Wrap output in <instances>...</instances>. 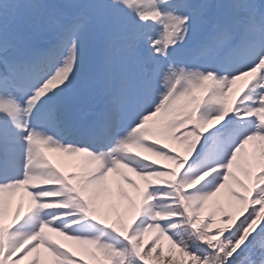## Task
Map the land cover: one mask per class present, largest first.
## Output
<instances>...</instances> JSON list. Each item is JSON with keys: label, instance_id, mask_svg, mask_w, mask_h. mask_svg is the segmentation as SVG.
Masks as SVG:
<instances>
[{"label": "snow or ice", "instance_id": "snow-or-ice-1", "mask_svg": "<svg viewBox=\"0 0 264 264\" xmlns=\"http://www.w3.org/2000/svg\"><path fill=\"white\" fill-rule=\"evenodd\" d=\"M0 264H264V0H0Z\"/></svg>", "mask_w": 264, "mask_h": 264}, {"label": "rangeland", "instance_id": "rangeland-1", "mask_svg": "<svg viewBox=\"0 0 264 264\" xmlns=\"http://www.w3.org/2000/svg\"><path fill=\"white\" fill-rule=\"evenodd\" d=\"M49 155H55V156H57L56 154H49ZM112 187H114V185L112 186ZM125 187V186H124ZM129 194H131V192H129ZM57 239L60 241V242H62V243H64V245H67V246H77L74 242H72V241H66V240H64L62 237H57ZM74 248H78V246L77 247H74Z\"/></svg>", "mask_w": 264, "mask_h": 264}]
</instances>
